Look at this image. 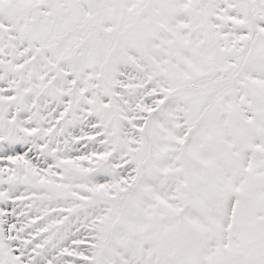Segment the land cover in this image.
Masks as SVG:
<instances>
[{
    "label": "snow or ice",
    "instance_id": "snow-or-ice-1",
    "mask_svg": "<svg viewBox=\"0 0 264 264\" xmlns=\"http://www.w3.org/2000/svg\"><path fill=\"white\" fill-rule=\"evenodd\" d=\"M0 264H264V0H0Z\"/></svg>",
    "mask_w": 264,
    "mask_h": 264
}]
</instances>
